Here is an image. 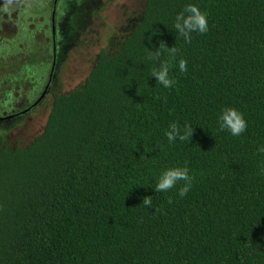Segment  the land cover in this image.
Wrapping results in <instances>:
<instances>
[{
	"label": "trees",
	"instance_id": "16d2710c",
	"mask_svg": "<svg viewBox=\"0 0 264 264\" xmlns=\"http://www.w3.org/2000/svg\"><path fill=\"white\" fill-rule=\"evenodd\" d=\"M188 4L208 19L190 42L173 27ZM129 23L76 88L48 80L30 145H0V264H264V0H147ZM160 41L175 57L149 59ZM161 62L171 88L151 75ZM227 107L247 121L240 136L220 129ZM172 123L192 125L191 141L169 144ZM185 165L184 197V181L155 191Z\"/></svg>",
	"mask_w": 264,
	"mask_h": 264
},
{
	"label": "rangeland",
	"instance_id": "374dc122",
	"mask_svg": "<svg viewBox=\"0 0 264 264\" xmlns=\"http://www.w3.org/2000/svg\"><path fill=\"white\" fill-rule=\"evenodd\" d=\"M54 1L58 3L56 16ZM146 1L0 0V119L28 110L48 86L55 55L53 20L59 54L53 84L70 91L90 75L100 51L110 41L116 45L128 32L129 22L142 15ZM74 8L82 19L75 20ZM70 15L67 29L64 23ZM47 96L25 119L0 124V145L31 144L52 108L53 92Z\"/></svg>",
	"mask_w": 264,
	"mask_h": 264
},
{
	"label": "clouds",
	"instance_id": "9594fccd",
	"mask_svg": "<svg viewBox=\"0 0 264 264\" xmlns=\"http://www.w3.org/2000/svg\"><path fill=\"white\" fill-rule=\"evenodd\" d=\"M54 16L56 15L54 14ZM173 27L175 31L185 39V41L190 42L192 33L203 34L208 31L207 15L202 12L197 5L188 4L182 12L176 15ZM148 51L149 59L157 61L160 59L161 55L165 53L171 57H175L177 48H170L164 41H160L159 46L156 47L155 51L149 50V48ZM179 69L181 72L186 71V61L180 60ZM151 75L157 79L158 84L165 88H171L175 84V81L169 77V63L167 62H161L159 69L153 70ZM50 79H52V73ZM41 100L42 99H39L32 106L37 107ZM219 124L222 131H228L232 136H240L247 130L248 126L243 114L232 107H227L222 110L219 115ZM193 133L194 127L190 124H186L181 128L177 123H172L169 125V129L165 135L169 144H172L177 140L181 142L191 141ZM260 151L264 152V147H261ZM191 180L190 169L187 165L183 167L168 168L161 172L155 185V191L160 193L167 192L170 189H173L179 181H184V185L179 189V195L184 197L191 188ZM143 203L150 206L152 201L145 198Z\"/></svg>",
	"mask_w": 264,
	"mask_h": 264
},
{
	"label": "flooded vegetation",
	"instance_id": "af4514ba",
	"mask_svg": "<svg viewBox=\"0 0 264 264\" xmlns=\"http://www.w3.org/2000/svg\"><path fill=\"white\" fill-rule=\"evenodd\" d=\"M54 21V20H53ZM55 24V23H54ZM56 38H54V41H55ZM58 44L57 42L54 43V47H55V55H54V59H53V65H52V68L53 70L57 68V65H58V59H59V54H58ZM53 70H52V79L50 80H53L54 76H53ZM48 91L46 90V93L45 95H47Z\"/></svg>",
	"mask_w": 264,
	"mask_h": 264
},
{
	"label": "water",
	"instance_id": "95a60500",
	"mask_svg": "<svg viewBox=\"0 0 264 264\" xmlns=\"http://www.w3.org/2000/svg\"><path fill=\"white\" fill-rule=\"evenodd\" d=\"M14 117H9V118H6L5 120L7 121V120H11V119H13ZM0 121H3V120H0Z\"/></svg>",
	"mask_w": 264,
	"mask_h": 264
}]
</instances>
